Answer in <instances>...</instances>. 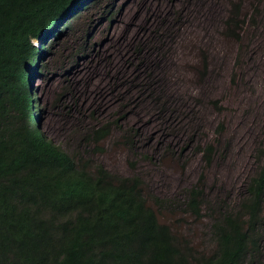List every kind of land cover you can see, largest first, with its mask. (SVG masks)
I'll list each match as a JSON object with an SVG mask.
<instances>
[{
    "label": "rangeland",
    "instance_id": "obj_1",
    "mask_svg": "<svg viewBox=\"0 0 264 264\" xmlns=\"http://www.w3.org/2000/svg\"><path fill=\"white\" fill-rule=\"evenodd\" d=\"M87 3L66 30L34 40L48 46L36 68L44 73L32 79L41 130L71 152L90 123L114 121L92 160L122 176L139 175L146 192L175 201L204 172L202 219L174 207L158 217L179 235L209 244L211 207L236 205L264 141V0ZM235 3L246 19L240 39L224 26ZM122 129L134 133L133 148L121 140ZM204 140L217 144L208 166L198 150Z\"/></svg>",
    "mask_w": 264,
    "mask_h": 264
},
{
    "label": "trees",
    "instance_id": "obj_2",
    "mask_svg": "<svg viewBox=\"0 0 264 264\" xmlns=\"http://www.w3.org/2000/svg\"><path fill=\"white\" fill-rule=\"evenodd\" d=\"M84 1L0 0V264H264V141L236 205L214 203L210 243L199 245L158 216L174 207L202 219L204 172L175 201L146 192L139 175L122 176L92 160L114 121L90 123L71 152L41 130L32 79L44 73L36 68L48 46L33 39L66 28L64 18ZM240 16L235 3L224 20L226 33L238 39L246 20ZM161 102L163 110L165 101L154 98ZM119 136L134 147V133L122 129ZM200 143L201 159L211 165L217 144Z\"/></svg>",
    "mask_w": 264,
    "mask_h": 264
},
{
    "label": "clouds",
    "instance_id": "obj_3",
    "mask_svg": "<svg viewBox=\"0 0 264 264\" xmlns=\"http://www.w3.org/2000/svg\"><path fill=\"white\" fill-rule=\"evenodd\" d=\"M88 1H91V0H85V1H84L85 4L82 5V6H87V7H88V6H89V4L87 3ZM82 6H80V7H82ZM87 7H85V8H87ZM80 13H81V10H78V9H77L76 11H74V12L72 13V15H71V14H70L69 16L67 15V16L64 18L63 22H66L67 20H68V22H69L70 19L76 18L77 16H79ZM74 15H76V16H74ZM73 16H74V17H73ZM67 27H68V26H67ZM67 27H66V28H67ZM66 28H63V29L61 30V29H59V27H57V28H56V31L54 30V33H55L56 35H58V34H59L60 32H62L63 30H66ZM54 33L52 32L50 35H52V34H54ZM53 36H54V35H53ZM49 37H50V36H49ZM34 40L36 41V40H40V39H33V41H34ZM35 41H34V43H35L37 46H39ZM36 75H37V74H36ZM36 75H35V76H36ZM35 76H34V77H35ZM34 77H33V78H34ZM37 78H40V76H38ZM33 88H34V87H33Z\"/></svg>",
    "mask_w": 264,
    "mask_h": 264
},
{
    "label": "bare ground",
    "instance_id": "obj_4",
    "mask_svg": "<svg viewBox=\"0 0 264 264\" xmlns=\"http://www.w3.org/2000/svg\"><path fill=\"white\" fill-rule=\"evenodd\" d=\"M155 5V4H154ZM154 7V6H153ZM152 7V8H153ZM212 14V13H211ZM208 16V15H207ZM129 18V17H128ZM201 19H203L202 17H200ZM131 19V18H130ZM134 20V19H133ZM130 21V20H129ZM204 21V20H203ZM206 21V20H205ZM134 22V21H133ZM197 26V25H196ZM131 29H132V27H131ZM199 29V28H198ZM200 29H201V27H200ZM126 31V30H125ZM136 31V30H135ZM143 31V30H142ZM198 31V30H197ZM199 33V32H198ZM126 34V33H125ZM130 34V33H129ZM129 34H128V36H129ZM140 35V34H139ZM90 58V57H89ZM258 60V59H257ZM77 64H78V62L76 61L75 63H74V66H75V68H74V70H77L78 68H77ZM77 68V69H76ZM87 69V68H86ZM89 72V71H88ZM86 73V72H85ZM84 73V74H85ZM77 74V73H76ZM86 75V74H85ZM83 76V75H82ZM98 78V77H97ZM72 79V78H71ZM76 79V78H75ZM93 80V79H92ZM75 81V80H74ZM90 81V80H89ZM93 82V81H92ZM97 83V82H96ZM89 84V83H88ZM92 84V83H91ZM98 84V83H97ZM191 87V86H190ZM89 88V87H88ZM87 88V89H88ZM192 88V87H191ZM76 90V89H75ZM193 91V90H192ZM82 94V93H81ZM81 98V97H80ZM83 98V97H82ZM83 103V102H82ZM85 103H87V102H85Z\"/></svg>",
    "mask_w": 264,
    "mask_h": 264
},
{
    "label": "water",
    "instance_id": "obj_5",
    "mask_svg": "<svg viewBox=\"0 0 264 264\" xmlns=\"http://www.w3.org/2000/svg\"><path fill=\"white\" fill-rule=\"evenodd\" d=\"M36 77H34V79H35Z\"/></svg>",
    "mask_w": 264,
    "mask_h": 264
}]
</instances>
